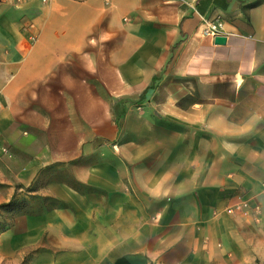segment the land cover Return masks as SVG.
I'll return each mask as SVG.
<instances>
[{
	"label": "crops",
	"instance_id": "crops-1",
	"mask_svg": "<svg viewBox=\"0 0 264 264\" xmlns=\"http://www.w3.org/2000/svg\"><path fill=\"white\" fill-rule=\"evenodd\" d=\"M217 20L224 44L205 33ZM164 78L166 96L160 100L161 87L154 84ZM150 86L155 99L129 102ZM104 93L121 98L112 101ZM115 106L122 108L119 121ZM149 107L183 122L185 131L153 128L155 136L183 142L167 154V163L152 165L135 202L106 184L110 177L101 172H111V164L72 162L68 179L53 193L62 206L47 217H56L63 236L77 242L83 231L95 235L97 221L110 227L113 207L120 214L131 208L143 214L141 196L147 193L159 203V219L182 229L175 237L192 259L264 260V235L258 240L255 235L264 234V0L0 3V140L40 145L26 150L30 180L44 167L42 157L75 161L95 155L117 140L129 116ZM159 115L152 121L159 122ZM65 141L71 143L59 150ZM96 171L101 177L93 178ZM78 182L107 191L108 203L96 200L95 192L79 193ZM116 196L123 200L113 202ZM239 197L258 211L229 212ZM75 251L65 253L72 258Z\"/></svg>",
	"mask_w": 264,
	"mask_h": 264
},
{
	"label": "rangeland",
	"instance_id": "rangeland-1",
	"mask_svg": "<svg viewBox=\"0 0 264 264\" xmlns=\"http://www.w3.org/2000/svg\"><path fill=\"white\" fill-rule=\"evenodd\" d=\"M166 84L167 78L154 84L161 87L157 99H165ZM95 85H99L98 80ZM154 87L150 86L147 91L133 94L128 99L129 102L148 103L154 98L151 92ZM110 95L108 96L112 101L121 98L120 94ZM116 110L117 113L122 112V108L116 107ZM157 110L149 107L133 113L122 124L117 140L100 147L95 155L87 153L85 157H79L75 161H69V157L65 155L42 157L44 167H41L32 180L28 178L29 156L26 155V150L40 145L37 142L26 144L21 140H0V264H202L192 259L186 247L177 242L175 234L183 232L182 229L170 227L168 221L162 222L159 219V203H154L155 200L147 193L141 196L144 202L143 214L135 208L120 214L113 207L110 227H107V223L105 226L103 221H97L93 231L95 235L83 231L77 242L75 238L73 240L63 236L61 222L56 217H47L62 206L53 193L61 180L68 179L72 172V162L79 166H97L103 162L111 164V172H101L102 176L110 177L106 184L112 190L125 191L129 194V200L135 202L141 181L146 183V178L153 174L152 165L157 166L159 161L162 164L163 160L167 163V154L177 148L178 142H183L181 139L175 140L174 137H163V134L154 135L155 127L162 128L161 133L165 134L169 130L175 133L185 131L183 122L169 121L167 117L159 115ZM153 115H159L160 121L153 122ZM45 143L53 149L56 148L55 142ZM70 143L59 142L58 149L67 148ZM80 143L81 146L88 145V141ZM122 154L127 155L129 161L122 160ZM139 164L143 168L137 169ZM84 174L80 172L81 180L85 178ZM96 176H100L99 171L93 173V178ZM74 185L83 194L99 191L93 185L85 183L78 182ZM107 194V191L100 190L93 195L96 200H107L108 203ZM121 200L123 198L118 196L113 198V202ZM6 204L9 206L4 207ZM261 234L264 235L263 231L256 232L257 240ZM72 248L77 251L69 258L65 252ZM227 259L232 264L238 258ZM252 264H264V260L256 255Z\"/></svg>",
	"mask_w": 264,
	"mask_h": 264
},
{
	"label": "built area",
	"instance_id": "built-area-1",
	"mask_svg": "<svg viewBox=\"0 0 264 264\" xmlns=\"http://www.w3.org/2000/svg\"><path fill=\"white\" fill-rule=\"evenodd\" d=\"M29 1L30 0H0V3L10 2L15 5L21 6L22 4H25ZM205 33L206 35L211 37H216L218 35H221L223 33V24L218 20L215 22H210L205 29ZM31 39L35 41L36 35H33ZM258 209H259L258 205L252 207L248 200L239 197V199L232 206H230L228 211L231 213H242L243 215H248L252 212H257Z\"/></svg>",
	"mask_w": 264,
	"mask_h": 264
},
{
	"label": "water",
	"instance_id": "water-1",
	"mask_svg": "<svg viewBox=\"0 0 264 264\" xmlns=\"http://www.w3.org/2000/svg\"><path fill=\"white\" fill-rule=\"evenodd\" d=\"M215 42L217 44H224L226 42V38H225V36L218 35L215 37Z\"/></svg>",
	"mask_w": 264,
	"mask_h": 264
},
{
	"label": "trees",
	"instance_id": "trees-1",
	"mask_svg": "<svg viewBox=\"0 0 264 264\" xmlns=\"http://www.w3.org/2000/svg\"><path fill=\"white\" fill-rule=\"evenodd\" d=\"M116 107H118V106H116ZM116 107H115V111H116V113H117ZM117 115H118V121H119V119H120V115H121V114L117 113ZM119 123H120V122H119ZM7 206H9V205H8V204L4 205V207H7ZM2 207H3V206H2Z\"/></svg>",
	"mask_w": 264,
	"mask_h": 264
}]
</instances>
